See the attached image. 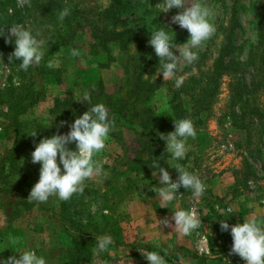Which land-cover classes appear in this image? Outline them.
Masks as SVG:
<instances>
[{
	"label": "rangeland",
	"instance_id": "obj_1",
	"mask_svg": "<svg viewBox=\"0 0 264 264\" xmlns=\"http://www.w3.org/2000/svg\"><path fill=\"white\" fill-rule=\"evenodd\" d=\"M123 1L129 6L121 16L140 38L150 39L151 29L164 26L170 32L174 31L176 43L188 39V30L171 19L182 9L160 11L157 6L160 0ZM262 1L202 0L210 9V19L215 24L213 34H218L202 68H211L223 48L226 61L243 64L228 68L220 77L209 120L201 130H196L195 137L187 141L190 148L184 159L189 170L196 172L206 185L201 196L194 197L191 189L182 186L178 189L180 193L176 200L170 202L169 206L160 207L157 193L151 187L159 184L158 177L153 176L152 169L136 176L134 168L138 164L129 161L141 145L136 131L125 125L112 124L106 147L97 156L104 162L106 175L99 180L95 177L86 179L83 191L74 193L68 200H60L53 195L45 202L36 201L33 206H28L16 196L12 187L23 173L32 177V181H27L30 185L39 179L40 164L33 163L31 159L34 147L25 148L16 153L20 167L10 168L9 162L6 168L0 167V258L19 255L11 247L2 249L3 243L11 235L18 238L22 247L38 246L37 251L46 256L48 264H64L71 255V249L79 254L80 251L74 247L75 239L90 242L89 256L78 258L79 264H149L140 250L144 247L170 254L174 261L167 260L168 264H234L236 261L242 264L243 258L231 252L233 240L230 231L221 230V217L213 212H220L230 225L242 221L243 217L264 213V50L257 53L258 65L249 61L252 44L259 39L257 14ZM193 2L188 0L189 4ZM80 3L82 8L91 9L84 15L96 20L98 12L107 7L110 1L80 0ZM40 4L41 0H0V28H4V35L1 36L6 39L10 35L11 25H18L36 28L46 39L44 58L39 65L27 69L26 80L22 84H26V92L34 100L27 109V114L33 119L31 121L57 128L61 120L58 113L52 112L57 98L77 96L83 90L90 89L91 84L79 82L81 78L77 76L76 69L97 67L98 57L91 52L88 29L86 32H76L72 43L60 45L47 54L51 45L49 35L54 32L36 27ZM210 40L199 47L198 57L205 52ZM9 44L14 50L15 44ZM228 45H231L229 50ZM73 48L79 50L78 55H72ZM174 51L179 54L178 49ZM49 61H52L51 65ZM190 64L180 61V74H184L185 78L189 76L186 67ZM193 71L199 72L196 67ZM99 73L106 93L113 95L121 90L127 75L121 60L100 68ZM147 73L156 78V70L151 69ZM159 76L163 77V74ZM21 78L23 75L21 77V73L11 68L0 55V96L5 90L19 86ZM253 85L256 86L255 91L249 93ZM18 91L15 90V94ZM6 95L3 96L4 102L7 101ZM158 101L160 104L162 99ZM1 106L5 112L0 111V162L14 148L16 136L14 125L6 116V103ZM84 106L88 109L89 104L81 107ZM70 123L71 119L52 134L66 133ZM25 125V129L29 130L27 139L36 138L37 131L35 135L31 134L35 130L33 124L29 122ZM72 147H75L74 142ZM173 167L169 168V172L176 179L178 172ZM95 189L98 191L95 192ZM105 189L117 191L115 205L111 207L105 205V198L99 195V190L101 193ZM173 205L191 208L201 220L200 226L189 235H181L175 230L174 221L158 225L146 213L151 211L153 220L155 214L157 218L167 217L171 220ZM102 213L118 219L120 241L114 240L107 251L93 256L95 241H90V236L106 233L102 232L103 228L95 226ZM78 222L84 226V232L80 231ZM182 246L189 248V251L185 252ZM165 249L166 252H163Z\"/></svg>",
	"mask_w": 264,
	"mask_h": 264
},
{
	"label": "trees",
	"instance_id": "obj_2",
	"mask_svg": "<svg viewBox=\"0 0 264 264\" xmlns=\"http://www.w3.org/2000/svg\"><path fill=\"white\" fill-rule=\"evenodd\" d=\"M109 1L108 6L98 12L99 17L95 20L84 15L91 9L82 8L80 0H41V12L38 15L36 27L42 31L54 32L49 35L51 45L47 54L55 51L60 45L72 43L76 32H86V29H88L91 37V52L98 57V66L90 69L77 68L76 74L81 78L79 82L81 81L83 85L91 84L90 89H85L90 93L91 102H104L111 109L114 120L113 125H125L136 131L141 145L134 157L129 158L130 162L138 164L134 168L136 176L141 175L144 170H153L151 167L152 162L157 159H160L159 163L168 168V170L171 166L175 167L177 163L189 170L190 167L185 159L180 161L169 159L170 154L166 152V142L157 133L158 131L169 132L174 130V119L183 117L191 118L195 129L201 130L202 125L204 127L211 116V107L219 89L220 77L228 68L242 65L243 62L226 61L223 48L216 56L213 66L203 69L202 63L205 61L207 54L210 53L212 43L218 36V34H213L205 52L186 67V72L189 76L185 78L180 87H176L173 80H164L161 76L156 78L150 75L146 76L148 70L157 69L159 57L156 56L154 49L148 43L149 39L140 38L135 29L127 25L126 19L122 18V13L129 5L123 0ZM65 8L68 9V13L63 19H60L59 14ZM257 24L259 39L256 44H252L249 52V61L255 65H258L259 62L258 51L264 50V0L258 10ZM32 29L38 32L36 28ZM230 46L228 45L227 50H229ZM12 51L13 49L9 42H6V39L0 35V55L9 63L11 68L17 69L21 73V77L23 75L19 86L5 90L0 96V111L5 112L1 105L6 103L8 109L6 116L13 123L16 134L14 148L1 159L0 167L2 169L7 167V162H9L10 168L20 167L16 156L18 151L35 147V142H38L46 134L51 136L55 129L63 127L60 124L56 125L57 128H51L31 121L33 119L27 114V109L33 104L34 100L26 92L28 89L26 84H22L26 80L27 70L18 67V60L11 61L9 59ZM116 60L122 61L127 75L124 77L121 90L113 95L106 93L105 84L100 76L99 69L108 67ZM195 67L198 68L199 72L193 71ZM252 83L255 84V81ZM255 87L253 85L249 93H253ZM17 89L20 91L15 94L14 91ZM4 95L8 96L5 102L3 101ZM79 97L80 94L68 96L64 99L57 98L52 112L58 113L61 121L63 116L64 121L71 119L72 122L76 116L83 114L87 110L86 106H81L89 104L88 101L76 100ZM26 98H28L27 101H25ZM158 99H162L160 104ZM64 107L67 108L64 109ZM244 113L243 111V115ZM236 116L240 115L236 114ZM234 121L236 122L237 119L235 118ZM29 122L33 124V127L38 132L37 137L31 140L27 139L29 130L25 129V123ZM67 129L69 130V126H67ZM72 146L73 143L69 145V147ZM166 160L169 161L171 166L167 164ZM174 167L173 169H175ZM29 179L32 181V177L28 173H23L12 187L15 189L16 196L22 198V201L28 206H33L36 201L27 199L33 186L30 185L31 183L28 184L27 181ZM96 191L98 189H95ZM116 193L117 191L112 189H105L101 193L99 190V195L101 194L105 198V205L110 207L115 205ZM213 213L218 214L221 219H225L220 212L214 211ZM113 219L111 214L102 213L101 218L95 221V226L96 228H103L104 231L102 232H109L114 240L119 242L118 219ZM72 221L75 223L74 219ZM9 222H11L10 219ZM77 225L80 231L84 232L82 230L84 226L80 222ZM89 240L95 241V237L90 236ZM74 242V247L80 253L75 254L71 249V255L69 254V259L64 264H79L78 258L89 256L90 242L85 239H75ZM181 248L185 252L189 251V248L185 246ZM162 254L166 256L167 260L174 261L170 254ZM185 255L187 254L185 253ZM244 261L243 259L241 263L243 264ZM177 264L180 263L177 262ZM234 264L240 263L236 261Z\"/></svg>",
	"mask_w": 264,
	"mask_h": 264
},
{
	"label": "clouds",
	"instance_id": "obj_3",
	"mask_svg": "<svg viewBox=\"0 0 264 264\" xmlns=\"http://www.w3.org/2000/svg\"><path fill=\"white\" fill-rule=\"evenodd\" d=\"M157 6L160 11L182 9L177 11L171 19L189 32L186 41L176 43L174 31L170 32L164 26H156L151 29L148 40L156 56L159 57L155 76L162 73L164 80H173L175 86L180 87L185 80V75L180 74V61L192 63L198 58L199 47L216 31L215 24L210 19V9L202 0H194L191 4L188 0H160ZM67 13L68 9H63L59 14L60 19H63ZM3 29L0 28V35H4ZM13 37H15L14 40ZM6 42L15 44L9 59L18 60L20 69L27 70L32 65H39L45 56L47 41L30 26L11 25ZM174 49L179 50L178 55ZM78 54L79 50L73 48L72 55ZM51 63L52 61H49L50 65ZM76 100L88 101L89 107L83 114L76 116L69 125V130L66 133L57 132L51 136H44L35 142L31 159L33 163L39 162L40 169L39 179L32 186L27 197L30 201L45 202L53 195L60 200H68L74 193L83 191L86 179L95 177L99 180L106 175L103 168L104 162L97 156L105 149L114 123L111 109L104 102L92 103L87 90L83 91ZM66 123L67 121H61L60 126ZM31 134L35 135L36 130ZM157 134L166 142L169 159L180 161L189 151L190 145L187 141L190 137L196 136V129L191 118L183 117L174 119V130L158 131ZM73 142L75 147H69ZM159 161L160 159L153 160L151 165L153 176L158 177L159 184H153L151 187L157 193L160 207L169 206L170 202L176 200L181 186L191 189L194 197L203 194L206 185L196 172L189 171L177 163L174 168L178 176L173 179L168 168L162 166ZM166 162L170 165L168 160ZM171 208L174 210L171 220L167 217L157 218L156 214L153 220L151 211L146 213L150 214L152 222L158 225H167L174 221L175 230L181 235H189L200 226L201 220L191 208L176 205ZM220 223L221 230L231 233L233 240L231 252L242 257L245 264H264V213L243 217L242 221L231 225L227 219H221ZM113 243L114 238L109 233L96 235L95 245L92 248L93 256L107 251ZM9 247L15 249L19 255L13 254L0 258V264H48L46 256L37 251L38 246L22 247L18 243V238L10 235L3 243L2 249ZM140 250L149 264H168L162 251L145 247ZM163 252H166V249Z\"/></svg>",
	"mask_w": 264,
	"mask_h": 264
}]
</instances>
